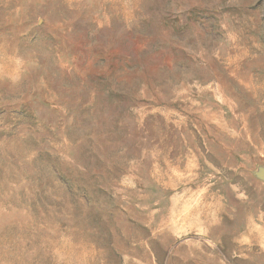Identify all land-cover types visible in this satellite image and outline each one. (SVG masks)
Here are the masks:
<instances>
[{"label":"rangeland","instance_id":"obj_1","mask_svg":"<svg viewBox=\"0 0 264 264\" xmlns=\"http://www.w3.org/2000/svg\"><path fill=\"white\" fill-rule=\"evenodd\" d=\"M0 264H264V0H0Z\"/></svg>","mask_w":264,"mask_h":264}]
</instances>
